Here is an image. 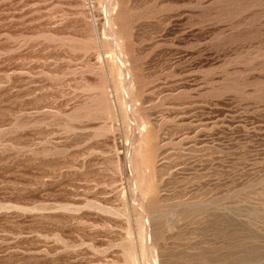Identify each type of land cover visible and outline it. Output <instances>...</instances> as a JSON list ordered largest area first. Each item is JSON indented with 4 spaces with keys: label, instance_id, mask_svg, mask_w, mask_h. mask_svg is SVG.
<instances>
[{
    "label": "rangeland",
    "instance_id": "obj_1",
    "mask_svg": "<svg viewBox=\"0 0 264 264\" xmlns=\"http://www.w3.org/2000/svg\"><path fill=\"white\" fill-rule=\"evenodd\" d=\"M0 264H264V0H0Z\"/></svg>",
    "mask_w": 264,
    "mask_h": 264
},
{
    "label": "bare ground",
    "instance_id": "obj_2",
    "mask_svg": "<svg viewBox=\"0 0 264 264\" xmlns=\"http://www.w3.org/2000/svg\"><path fill=\"white\" fill-rule=\"evenodd\" d=\"M128 71V70H127ZM130 74V73H129Z\"/></svg>",
    "mask_w": 264,
    "mask_h": 264
}]
</instances>
